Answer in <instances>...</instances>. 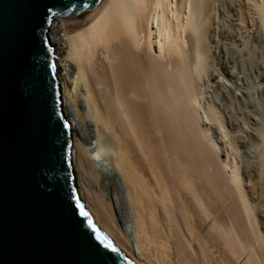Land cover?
Listing matches in <instances>:
<instances>
[{"label":"bare ground","instance_id":"obj_1","mask_svg":"<svg viewBox=\"0 0 264 264\" xmlns=\"http://www.w3.org/2000/svg\"><path fill=\"white\" fill-rule=\"evenodd\" d=\"M210 1L98 0L79 21L50 26L79 199L133 264H264V221L233 155L222 160L208 134L210 121L223 127L217 107L202 105L205 81L225 84L203 64ZM230 13L232 48L244 50L256 26L264 35V0H232Z\"/></svg>","mask_w":264,"mask_h":264},{"label":"water","instance_id":"obj_2","mask_svg":"<svg viewBox=\"0 0 264 264\" xmlns=\"http://www.w3.org/2000/svg\"><path fill=\"white\" fill-rule=\"evenodd\" d=\"M97 2L0 0V264H133L79 199L49 37Z\"/></svg>","mask_w":264,"mask_h":264},{"label":"rangeland","instance_id":"obj_3","mask_svg":"<svg viewBox=\"0 0 264 264\" xmlns=\"http://www.w3.org/2000/svg\"><path fill=\"white\" fill-rule=\"evenodd\" d=\"M231 5L232 0H211L205 14L203 64L209 72L219 70L225 84L221 86L210 78L208 82L205 81L206 93L202 105L204 107L212 102L217 107L224 122L223 127L216 121H210L208 134L218 147L222 160L227 153L233 155L231 158L238 167L243 189L251 196L256 207L257 219L264 221V89L256 80L258 61L262 60L261 57L258 58L257 52L262 50L264 54V35L261 28L256 26V36L253 34L255 40L243 34L242 41L246 43L244 50L232 48L229 35L237 36V33L231 21ZM216 30L217 33L214 34ZM203 107L198 110L204 122L207 116ZM249 114L257 116L260 121L256 123L250 120ZM102 152L106 155L105 150ZM100 159V163L111 170L120 185V178L108 164L109 161L103 160L101 155ZM120 202L122 226L129 230L132 223L127 215L128 205L124 198Z\"/></svg>","mask_w":264,"mask_h":264}]
</instances>
